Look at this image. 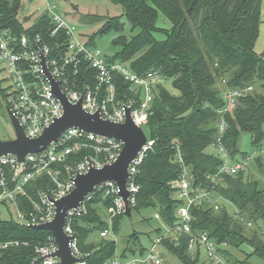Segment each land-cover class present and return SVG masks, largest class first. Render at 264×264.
<instances>
[{
	"label": "trees",
	"instance_id": "obj_1",
	"mask_svg": "<svg viewBox=\"0 0 264 264\" xmlns=\"http://www.w3.org/2000/svg\"><path fill=\"white\" fill-rule=\"evenodd\" d=\"M107 1L120 6L121 15L84 17V21L102 25L84 40L81 36L82 41L96 47V37L112 33L111 44L116 51L104 56L107 63L127 65L138 76L155 71L165 83L169 82L173 91L170 92L164 84L154 89L151 113L145 126V133L152 144L135 176L139 189L135 205L131 207V216L132 212L152 209L160 218L157 220L160 225L154 232L157 237H162L163 227L171 228L177 222L175 212L183 201L178 199L173 183L185 167L191 186L211 192L234 209L229 211L220 204L217 210L206 203L193 205L190 208L193 230L206 232L219 246L225 244L220 252L226 264H264V237L258 226L259 223L264 224V191L258 182L245 176L246 170L234 175L222 174L212 181L222 162L207 152L217 137L218 110L225 105L223 80L230 89L254 87L252 92L242 95L232 111L225 115L227 127L223 145L229 158H245L238 148L241 133L249 134L252 145L257 150L262 149L264 54L258 55L253 50L261 19V0ZM21 11L22 0H0V29H9L16 36L23 33L40 35L51 48L66 41L62 34L56 39L50 36L53 26L46 12L33 19L32 14L23 19L19 15ZM158 12L169 20L170 29L156 27ZM123 18L131 30L139 29V33L130 40L123 35ZM154 32L163 34L165 39H154ZM77 70L79 77H85L87 83L94 86V73L86 63L81 62ZM114 84L118 100L135 96L132 84L120 75H114ZM256 89H260V93ZM0 103H6L1 82ZM92 154L91 149H82L71 159L78 162ZM178 154L182 163L177 160ZM256 163L264 171L261 156L256 158ZM52 188L54 184L47 177L31 182L26 186L27 197L18 200V209L30 211L31 201H38L39 192ZM90 195L87 213L75 217L71 226L78 238L80 252L86 255V263L104 264L114 257L115 244L109 238H102L100 233L111 230L116 234L125 216L121 213L112 217L109 227L101 213H108L113 205L112 199L103 200L96 190ZM93 234H98V242L90 240ZM50 237L49 231L33 229L13 219L0 220V243L16 241L27 244L0 249V264H30L36 257V248L44 245ZM137 241V234L128 238L121 260L135 254ZM160 245L183 264H201L199 254L188 253L186 236H179L177 242L162 238ZM243 247L250 248V253L240 259L232 250L238 251ZM139 253L143 254L140 245ZM253 259L257 263H253Z\"/></svg>",
	"mask_w": 264,
	"mask_h": 264
},
{
	"label": "built area",
	"instance_id": "obj_2",
	"mask_svg": "<svg viewBox=\"0 0 264 264\" xmlns=\"http://www.w3.org/2000/svg\"><path fill=\"white\" fill-rule=\"evenodd\" d=\"M46 13L53 26L50 36L55 39L61 34L66 36V41L60 45L56 44L54 48L45 43L40 35L23 33L16 36L9 29H0V73L4 75V78L0 80L1 88L5 90V104L17 119L25 136L28 138L40 136L45 128L63 114V107L52 92V85L46 76L44 67L71 104L81 101L84 111L91 114L98 113L102 119L114 123L125 122L126 109H128L132 122L145 132V126L151 113L154 89L157 85L164 84L163 78L155 71H148L138 76L127 65L107 63L102 51L97 47L86 45L76 33L75 27L57 14L54 5H48ZM81 62L86 63L93 71L94 86L89 85L85 77L84 79L79 77L77 69ZM115 74L132 84L134 97L124 101L117 99ZM222 84L225 86L222 93L225 105L218 110L217 137L211 146L218 151L217 156L222 163L212 181H215L219 175H234L245 170L250 160V158H239L232 160L233 164H227L226 159L229 155L223 145V136L227 127L225 115L232 111L242 95L252 92L254 87L249 86L244 90H239L228 88L225 80ZM151 144L149 141L148 146L141 148L127 168L129 176L126 187L129 193L127 200L130 208L135 205L139 189L135 183V176ZM82 149H91L93 154L85 156L78 162L73 161L71 156ZM121 149L120 141L71 128L43 151L25 156L22 162H18L13 155L0 156V210L8 213L13 210L16 214L15 221L30 228L51 222L55 215L52 200L69 194L74 188V179L77 175L111 164L116 160ZM177 160L182 163L179 154ZM40 177L50 179L54 188L39 192L38 201H31L32 209L21 212L18 209L19 198L27 197L26 186ZM173 187L178 192V199L183 201L175 212L177 222L171 228L163 227V236L157 237L146 259L128 261L112 259L104 264H142L146 261L160 264V260L153 254L155 246L160 244L162 238L167 237L177 242L179 236L187 237L188 253L199 254V256L203 254L206 264H226L220 252L225 244L217 245L206 232L194 231L191 226L190 208L193 205L206 203L217 210L219 208L218 199L207 190L191 186L185 167L173 183ZM95 190L101 193L103 200L108 197L112 199L113 205L108 209L110 219L124 213V203L118 195L119 190L115 182L106 181L97 186ZM90 194L85 196L75 209L68 210L66 213L64 233L70 238L68 246L73 257L77 259L75 264L87 263L84 259L86 255L79 250L78 238L72 229L71 222L75 217L87 213V204L91 200ZM154 218L160 219L156 213ZM240 220L243 219L240 218ZM247 225L250 226V223ZM111 234V230H104L100 236L108 238ZM20 244L27 245L16 241L5 242L0 243V249ZM56 250L57 244L51 236L44 245L36 248V257L30 264H60L59 258L53 256Z\"/></svg>",
	"mask_w": 264,
	"mask_h": 264
},
{
	"label": "rangeland",
	"instance_id": "obj_3",
	"mask_svg": "<svg viewBox=\"0 0 264 264\" xmlns=\"http://www.w3.org/2000/svg\"><path fill=\"white\" fill-rule=\"evenodd\" d=\"M48 5H54L56 7V12L59 14L66 22L73 25L76 29V33L83 37L90 36L96 32L102 23H89L84 21V17L92 16H101V17H114L121 15V8L118 5H113L107 0H22V11L20 12V18H25L27 15L31 16L32 19L35 18L39 13L46 12ZM124 23V33L128 40L132 39L133 36H136L139 33V29L135 28L131 30V26L128 24L126 19H122ZM28 23V22H27ZM28 25V24H27ZM156 27L162 30H168L171 27L169 20L160 12H158V17L156 21ZM153 38L162 41L165 39V36L159 32L153 33ZM113 39V34L110 33L105 36L96 37L94 42L95 46L102 51L104 56L112 55L116 49L112 46L111 42ZM82 40V39H81ZM253 50L256 54L261 55L264 53V0H261V19L259 24V30L257 37L254 42ZM142 53V52H141ZM4 78V75L0 73V80ZM164 83V86L173 93L170 88V84L167 81ZM258 90V91H257ZM260 93V89H256ZM3 105L0 103V140H8L13 137V131L9 120L6 114L3 111ZM263 138L261 140V147H264V124L262 125ZM238 148L241 153H244L245 158H250L246 165L245 176L249 180L256 181L259 184V187L264 191V171H261L256 163V158L261 156V159L264 160V152L257 150L251 143L249 134L241 133L238 140ZM207 152L218 155V151L209 147ZM218 157V156H217ZM242 156H237L239 159ZM226 163L231 165L233 164L231 159H226ZM215 197V196H214ZM216 198V197H215ZM218 198V203L220 205H225L229 211L234 210L233 207L227 202L223 201L221 198ZM235 212V211H234ZM102 212L101 214L105 217L104 222L111 227L110 218L107 212ZM156 213V212H155ZM16 219V214L13 210H10V213L0 210V220H9ZM143 219H147L145 222ZM160 225L159 221L154 219V211L152 209L143 210L140 213L132 212L131 220L127 217L122 218L119 225L118 231L116 234H111L108 238L115 244V253L112 259L121 260L120 256L122 252L127 247V240L132 234H137L138 241L136 242L137 248L135 254L128 255V261L132 259H146V257L151 253L153 244L157 239V235L154 232V229ZM258 226L261 228V232L264 237V224L259 223ZM90 240L96 242L99 241L98 234H93L90 237ZM139 245L143 254L139 253ZM235 256L240 259H244L247 254L250 253V248L243 247L241 250L233 251ZM153 254L157 259L160 260V264H183L181 260L174 254L168 252L162 245L157 244L153 251ZM142 255V256H141ZM201 264H206L204 261L203 254L200 256ZM253 263H257V260L253 259ZM142 264H153L149 261H146Z\"/></svg>",
	"mask_w": 264,
	"mask_h": 264
},
{
	"label": "water",
	"instance_id": "obj_4",
	"mask_svg": "<svg viewBox=\"0 0 264 264\" xmlns=\"http://www.w3.org/2000/svg\"><path fill=\"white\" fill-rule=\"evenodd\" d=\"M44 71L51 82L53 94L63 107L62 116L45 128L40 136L28 138L9 107L4 106L13 137L8 140H0V156L13 155L18 162H22L25 156L43 151L71 128L122 143V149L115 161L100 169L93 168L85 174L77 175L74 179L73 190L57 200H52L55 215L51 222L31 226L33 229L46 230L51 233L57 244V250L53 256L59 258L60 264H75L77 259L73 257L68 246L70 238L64 233L67 211L75 209L84 197L93 192L97 186L106 181H112L116 183L119 190L118 195L124 203L123 214L131 220V208L127 200L129 194L126 187L129 176L127 168L141 148L149 145V141L145 132L132 122L128 109H126V120L123 123H114L102 119L98 113H87L82 109L81 101L77 104H71L61 93L58 84L51 79L45 67Z\"/></svg>",
	"mask_w": 264,
	"mask_h": 264
},
{
	"label": "flooded vegetation",
	"instance_id": "obj_5",
	"mask_svg": "<svg viewBox=\"0 0 264 264\" xmlns=\"http://www.w3.org/2000/svg\"><path fill=\"white\" fill-rule=\"evenodd\" d=\"M4 106H7L5 103H3V109H4ZM4 111V113L6 114V112H5V109L3 110ZM7 116V115H6Z\"/></svg>",
	"mask_w": 264,
	"mask_h": 264
},
{
	"label": "crops",
	"instance_id": "obj_6",
	"mask_svg": "<svg viewBox=\"0 0 264 264\" xmlns=\"http://www.w3.org/2000/svg\"><path fill=\"white\" fill-rule=\"evenodd\" d=\"M263 54H264V53H263ZM263 148H264V147H263ZM260 152L262 153V152H264V151H262V149H261V151H260ZM216 199H218V198H216Z\"/></svg>",
	"mask_w": 264,
	"mask_h": 264
}]
</instances>
